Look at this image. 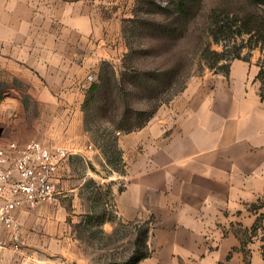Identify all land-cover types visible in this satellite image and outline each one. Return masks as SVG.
<instances>
[{
    "label": "crops",
    "instance_id": "crops-1",
    "mask_svg": "<svg viewBox=\"0 0 264 264\" xmlns=\"http://www.w3.org/2000/svg\"><path fill=\"white\" fill-rule=\"evenodd\" d=\"M105 4L0 0V82L7 85L5 94L13 93L0 104V122L11 118L23 127L19 94L32 93L41 111L39 125L48 135L62 140L64 126L72 136H91L84 127L91 86L86 78L93 72L97 77L102 62L114 64L127 52L116 16L103 14ZM262 68L260 49L234 59L227 74L190 80L146 126L121 134L129 163L122 188L113 187V214L109 192L99 202L88 196L90 210L84 207L85 180L76 176L74 160L102 157L92 144L79 143L55 176V200L15 211L25 245L4 250L0 264L126 262L112 260L104 240L120 227L130 228L135 238L143 224L149 256L138 264H264L263 235L252 231L264 212L254 210L264 198ZM0 136L19 144L29 138L22 131L10 139ZM97 183L103 188L107 179ZM86 235L103 239L89 241ZM0 239H9L1 224Z\"/></svg>",
    "mask_w": 264,
    "mask_h": 264
},
{
    "label": "rangeland",
    "instance_id": "rangeland-1",
    "mask_svg": "<svg viewBox=\"0 0 264 264\" xmlns=\"http://www.w3.org/2000/svg\"><path fill=\"white\" fill-rule=\"evenodd\" d=\"M104 1L107 9L103 10V14L105 17L116 16L127 52L119 61L111 63V68L104 67L103 62L99 65L96 83L101 84L102 87L109 83L115 101L110 99L111 103L105 97L93 101L90 96L89 105L84 111V127L91 136H87V140L85 136H72L66 132L64 126L59 136L62 140L48 135L46 128L39 125L38 118L41 111L32 93L19 94L24 105L22 110L25 116L24 126L20 128L15 126L10 118L8 122H0V134L10 139L9 135L22 131L24 136H29L27 141L36 139L57 143L66 146L72 153L79 143L84 144L86 141L88 145L92 144L93 150H98L102 158L95 157L93 161H87L84 156L76 155L73 163L77 169L75 174L85 180L82 190L85 200L91 196L99 202V196L104 194L105 198H108V192L111 194L109 207L113 214L115 211L113 187L122 188L123 175L129 163L121 147L120 141L122 137L124 138L121 134L130 133V129L133 132L137 131L136 127L142 124L155 108L167 106L171 100L176 99L175 97L180 95L190 80L210 72L222 73L230 60L236 56L248 57L256 49L262 50L261 44H257L255 38L248 34L241 35L239 26L235 23L246 14L252 18L258 14L264 15V8H256L245 0H202L187 18L171 23V20L166 19L164 12L157 9V5L148 6L144 0ZM156 1L162 8H166L169 4V0ZM144 20L156 25H165L166 28L172 27L173 35L153 36L155 27L145 28L142 24ZM113 69L115 74L111 72ZM144 73L162 77L166 75L167 78L170 76L169 84L166 88V85L155 86L146 92L140 84L136 85L133 82L134 77ZM100 75L103 80L100 79ZM90 88L86 97H89ZM6 89V83L0 82V104L4 98L13 95V93L5 94ZM126 106L133 112H142V115L128 114L127 119L124 120ZM121 124H126L123 131L117 129ZM91 150L90 146L88 151ZM102 177L107 179V183L103 188L102 186L98 188L97 182H101ZM90 206L86 200L84 207L87 212ZM97 207V210H100L101 206ZM142 229L147 230L148 226L143 224ZM260 235H264L263 232H260ZM87 237L89 241L101 242L103 239L102 236ZM136 237H133L130 228L120 227L109 240H104L112 250V260H126L111 264H132L130 258L133 255L132 248H136ZM139 249L141 252L146 251L144 245H140Z\"/></svg>",
    "mask_w": 264,
    "mask_h": 264
},
{
    "label": "built area",
    "instance_id": "built-area-1",
    "mask_svg": "<svg viewBox=\"0 0 264 264\" xmlns=\"http://www.w3.org/2000/svg\"><path fill=\"white\" fill-rule=\"evenodd\" d=\"M87 82H96L89 74ZM72 152L63 145L30 140L24 144L0 136V224L9 239H0V254L7 248L20 250L25 245V229L15 211L23 206L36 208L56 198L55 176Z\"/></svg>",
    "mask_w": 264,
    "mask_h": 264
},
{
    "label": "trees",
    "instance_id": "trees-1",
    "mask_svg": "<svg viewBox=\"0 0 264 264\" xmlns=\"http://www.w3.org/2000/svg\"><path fill=\"white\" fill-rule=\"evenodd\" d=\"M145 3L148 4V6L151 5H157V9H161L167 20H171V23L176 22L179 19L182 18H187L192 10L194 8H196L197 6H199L202 2V0H169V4L166 8H162L161 6H158L157 1L156 0H144ZM247 3L255 6L256 8H264V0H245ZM146 12H150L149 10H146ZM142 24L144 25L145 28L150 29V28H154V32H153V36L155 35H159V36H171L173 35V28L169 27L166 28L165 25H156L155 23L153 24V22H149L147 20H144L142 22ZM236 26H239L238 29L240 31L241 35L244 34H248L250 35L252 38L256 39L257 44H261V48L264 52V15H256L252 18V16L250 15H244L242 17L239 18V20L235 23ZM242 57L240 56H236L234 59H241ZM247 58V57H244ZM230 60V63L231 61ZM230 63L228 66H226V68L224 69V72L227 74L230 68ZM103 66L107 67V68H111L112 65L109 62H103ZM112 74H115V70H111ZM170 76L164 75L162 76H156L155 74H140L137 75L136 77H134L133 82L137 85L140 84V86L142 87V89L144 91H150L152 89V87H159V86H165V88L167 87V85L169 84V78ZM100 79L103 80L102 75H100ZM258 79L260 80V82L262 83V87L264 90V69L262 68V70L260 71L259 75H258ZM109 84V83H108ZM108 84H104L103 87L101 84L94 82L92 85V87L90 88V92H89V97H86L85 101H84V105H83V110L85 111V109L88 107L89 105V99L91 96V99L93 101H96L98 98L100 97H105V99L108 98V100L110 101V99L114 100L112 98V91L110 90ZM104 89V91H102ZM164 89V87H163ZM109 95V96H108ZM115 101V100H114ZM112 103V101H110ZM110 105V104H109ZM110 108V107H109ZM158 109L155 108L154 111L151 113V115H149V117L143 121L142 124H140L138 127H136L137 129H141L143 128L145 125H147L150 120L152 119L154 113L156 112V110ZM139 114L142 115V112H133L129 107L126 106L125 108V115L126 117L124 118V120L127 119V115L128 114ZM124 126H126V124H121L117 127L118 130L123 131ZM129 132H133V130H129ZM264 208V198L262 200L259 201L258 204L254 205V210H256V213H258L261 209ZM253 235L257 236L258 233L261 231L264 234V212L262 214H260V216L258 217V219L256 220L254 226H253ZM149 238V231L144 230V229H140L138 231L136 240H135V250L133 252L132 257L130 258V261L132 264H138L142 259H145L149 256V252L147 250V241ZM262 242L264 243V235L261 238ZM140 245H144V247L146 248L145 252H141L139 247ZM262 249V255L264 256V244L261 247Z\"/></svg>",
    "mask_w": 264,
    "mask_h": 264
}]
</instances>
